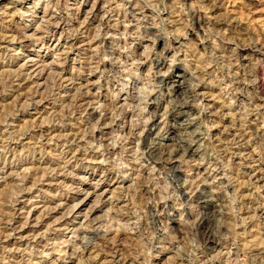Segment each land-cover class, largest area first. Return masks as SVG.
<instances>
[{"label": "rangeland", "instance_id": "obj_1", "mask_svg": "<svg viewBox=\"0 0 264 264\" xmlns=\"http://www.w3.org/2000/svg\"><path fill=\"white\" fill-rule=\"evenodd\" d=\"M259 80L264 0H0V264H264Z\"/></svg>", "mask_w": 264, "mask_h": 264}, {"label": "bare ground", "instance_id": "obj_2", "mask_svg": "<svg viewBox=\"0 0 264 264\" xmlns=\"http://www.w3.org/2000/svg\"><path fill=\"white\" fill-rule=\"evenodd\" d=\"M197 23V22H196ZM195 23V24H196ZM194 24V25H195ZM51 27H52V29H55V28H57L58 27V25L56 24V25H54L53 24V22H52V24H51ZM54 31V30H53ZM108 44V43H107ZM34 76V75H33ZM39 76H40V74L38 73V74H35V78H39ZM184 77H185V75L183 76V75H178L177 76V78H178V81L177 82H179V81H181V80H184ZM263 82H261L260 80L259 81H257L256 82V84H255V86H256V89L258 90V92H259V94L260 95H263V93H264V90H263V84H262ZM182 103H180V104H178L179 106L178 107H176V109H175V107H174V109L175 110H173V112L175 113V114H173L175 117L174 118H183V117H186L187 116V113H188V111H189V106H190V104L187 102V101H181ZM179 103V102H178ZM85 110H86V108H85ZM86 115L88 116V117H94V115H95V113H94V111H92L91 109H87L86 111ZM101 120V123H103V121H104V118H101L100 119ZM151 132H152V124L151 125H149L148 127H147V129H146V131L144 132V136H143V138H144V140H143V147L145 148V149H147L148 147H147V145H146V143H144V141H146V139L151 135ZM242 135V134H241ZM241 135H240V137L239 138H241ZM235 143H237L236 142V140L234 139L233 140ZM232 141V142H233ZM241 141V140H240ZM240 143V142H239ZM189 148H190V146L189 145H187L186 143H184V142H182V141H177V143L175 144V146H174V149L173 150H171V151H164V152H162V154H160V155H162L163 156V159H164V157H165V160H167L168 161V165L169 166H171L172 167V165L177 161V160H179V157L181 156V154H183V153H185V152H187L188 150H189ZM238 149V148H237ZM158 152V151H157ZM146 155H147V158H149V159H154L155 158V156L157 155V153H156V150L155 149H153V148H148L147 149V151H146ZM234 156H237V153H233V157ZM161 159V158H160ZM163 159H161V160H163ZM157 160V159H156ZM176 164V163H175ZM246 166V165H245ZM197 169H198V167H197ZM245 169V168H244ZM199 171V170H198ZM249 173V172H248ZM251 176V175H250ZM249 176V177H250ZM250 179H251V181H253V179H255V177L254 176H251L250 177ZM257 179V178H256ZM256 181V180H255ZM181 193H182V195L184 196V192L181 190ZM205 192H204V187H201V188H199V189H197V190H195L193 193H192V195H191V197H190V199L194 202V203H196L197 204V206L201 209V210H208V208L211 206V201L210 200H208V197H206L205 195ZM87 195H89L88 193H87ZM87 195H86V197H87ZM82 200V199H81ZM84 200V199H83ZM79 203V202H78ZM77 203V206L79 205ZM207 214L206 213H204L203 214V217H202V220H200L199 222H198V225L200 226L202 223H203V221L205 220V219H207V216H206ZM209 217V216H208ZM97 233V232H96ZM203 238H204V240H205V242H209V243H213V238H212V235H211V233L209 232V231H206L204 234H203ZM257 254V253H256ZM257 256V255H256ZM118 261V260H117Z\"/></svg>", "mask_w": 264, "mask_h": 264}]
</instances>
